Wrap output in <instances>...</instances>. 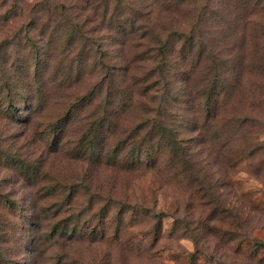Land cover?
<instances>
[{
  "label": "rangeland",
  "instance_id": "374dc122",
  "mask_svg": "<svg viewBox=\"0 0 264 264\" xmlns=\"http://www.w3.org/2000/svg\"><path fill=\"white\" fill-rule=\"evenodd\" d=\"M65 1L72 34L82 33L61 34L65 18L43 15L39 29L56 23L57 33L30 31L29 41L23 30L9 50L22 65L41 44L37 65L51 80L25 94L40 104L35 115L19 90L0 89V264H264V35L250 23L264 10L238 0ZM23 20L13 27H32ZM90 91L53 144L51 125ZM89 114V123L108 116L92 127L104 136L99 159L72 137ZM140 121L165 122L182 149L172 155L169 139H153L137 161L129 138Z\"/></svg>",
  "mask_w": 264,
  "mask_h": 264
},
{
  "label": "trees",
  "instance_id": "16d2710c",
  "mask_svg": "<svg viewBox=\"0 0 264 264\" xmlns=\"http://www.w3.org/2000/svg\"><path fill=\"white\" fill-rule=\"evenodd\" d=\"M117 1V0H116ZM247 2V5L250 9L252 7L255 8V13H261L262 10H264V0H238L235 4H239L241 2ZM65 0H0V26L7 29L6 35L0 39V89L5 88L3 91H8L10 94L13 93L14 90H19L21 94V97L23 101L27 98L25 96L26 93L33 94V93H40L42 83L48 84V82L51 80L50 77H46L48 69L40 68L37 63L39 64V61L42 62L40 52L42 51V45H33L29 46L30 50L26 52L24 55L25 63L22 62L24 65H26V71H22L21 68L23 67V64H18V59L16 61V58L9 55V50L16 44L19 43L18 41L24 39L21 36V33L23 30L26 31L27 40L31 41L34 40V35L30 33V31H41V32H48L52 31V33H57V29L59 26L55 25L52 27L51 24L50 28L47 26H43L41 29H39V25H37V20L45 15L48 17L49 20L53 19L52 17L57 18H65V22L63 27H61L62 33L64 34L66 32L67 35L70 36V38L73 37V34H79L82 33V27L80 25H77L74 27L75 32L73 31V34L69 28V22L66 21V18L68 17V8L66 6ZM234 2V0H233ZM225 5V4H224ZM226 8V9H225ZM61 10V11H60ZM224 10L228 13V16L230 20H232L234 28H236V23L238 22V18H232V13L230 10H228V7H224ZM223 10V11H224ZM253 15V14H251ZM25 18V19H24ZM28 20L27 23H29L32 27L31 28H19L15 29L13 26L14 23H18L21 20ZM23 20V21H24ZM22 22V21H21ZM20 23V22H19ZM251 24H256L259 29L261 30V38L264 35V20L261 18L254 17V20L250 22ZM28 24V25H29ZM48 25V24H47ZM73 25V24H71ZM83 26V24H82ZM69 28V29H68ZM231 28V27H230ZM32 29V30H31ZM248 31V29H247ZM260 34H256V29L251 27L250 28V34L252 37H255V44H258ZM58 36V35H57ZM21 44V43H20ZM253 48V45H251ZM26 46L21 45L20 49L24 48ZM166 45L161 44V51L165 52ZM17 49V48H16ZM44 49V48H43ZM98 50H100V45ZM20 50L17 52L19 54ZM102 54V53H101ZM100 54V57H101ZM36 57L37 62L35 63V69L30 70L28 67H32V58ZM21 65V66H20ZM42 67V66H41ZM103 68L108 69L107 65H104ZM163 64H160L157 66L155 71H157L159 76L164 75L163 70ZM45 76V78L40 77ZM104 83V82H103ZM102 83H99V86L95 89L101 87ZM27 89V92H22V89ZM58 90H64L59 89ZM136 90L135 83H134V100L135 102L141 101V93ZM94 92L90 91L86 95H82L79 98H77L75 101L73 100L72 104L68 108H64L63 112H61L62 116L57 120L56 123H53L51 126L55 129L54 132V138H53V144L59 143V137L56 136V133L58 132H64V130H67L70 123L73 121H76V110L79 104H83L85 102H88L92 99ZM38 97V96H37ZM36 97V98H37ZM35 99V98H34ZM22 101V100H21ZM28 103V106H30L31 110L34 112V115L38 112V109L40 107V104L37 102H30L27 99L25 100ZM209 102V100H207ZM8 106L6 109H8L10 115L14 116V111L17 110V105L14 103V98L9 99V102L7 103ZM32 113V112H31ZM60 116V115H59ZM91 115H86L84 119V124L81 126L80 130L75 133L73 137L74 140H76V146L75 150H80L82 146L85 147L83 151H85L86 158L94 157V158H101V147H103L104 143V136L102 131H99L96 135L92 132V127L98 125L103 126L105 121L107 120L108 116L99 117L96 121H93L92 123L87 122L86 120L90 121ZM89 118V119H88ZM146 121H140L137 124H134V138H129L134 140V147L133 152L134 154H137L135 156V159L137 161L141 162L142 160V153L144 151L143 143L151 141L153 139H157L158 141H162V139H169L168 144L172 146V155L178 154L177 150H181V141L179 137L176 136L175 132L168 129V125L165 122H155L153 121L151 124H148L147 126L145 124ZM198 122L195 121V129H197ZM147 127L150 129L147 130ZM96 130V129H95ZM168 134L171 136L168 137ZM129 137V136H127ZM120 142V147L117 145ZM119 142L116 145V149L113 150L115 152V155L122 153L125 148L126 144L128 143V140H119ZM78 145V146H77ZM79 155H76L77 157ZM149 159L152 158L151 154L148 152L146 155ZM81 158H84L83 156H79ZM78 158V157H77Z\"/></svg>",
  "mask_w": 264,
  "mask_h": 264
}]
</instances>
